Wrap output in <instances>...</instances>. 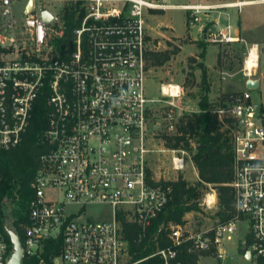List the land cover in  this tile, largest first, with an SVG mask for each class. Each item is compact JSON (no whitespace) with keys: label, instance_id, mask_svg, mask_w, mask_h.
<instances>
[{"label":"built area","instance_id":"2783aa9c","mask_svg":"<svg viewBox=\"0 0 264 264\" xmlns=\"http://www.w3.org/2000/svg\"><path fill=\"white\" fill-rule=\"evenodd\" d=\"M14 1L0 0V150L23 141L41 95L50 111L41 140L46 149L31 181L28 221L19 223L22 236L14 217L0 214V264H9L14 250L9 229L19 235L23 259L36 256L39 264H131L121 216L144 236L174 193L173 179L166 171L157 172L150 159L156 149L149 121L161 98H150L146 91V15L169 8L198 12L203 7L169 0H50L51 10L33 0L29 12L27 2L25 16L18 17L11 10ZM56 2H61L59 10ZM77 2L85 14L69 36L64 12ZM44 9L54 15L52 22L43 21ZM206 39L239 41L229 27L208 29ZM255 46L257 65L249 68ZM259 60L260 47L254 43L244 59L246 80L255 78ZM161 91L175 105L172 99L181 97L184 88L171 82L162 84ZM210 110L231 129L234 214L218 223L212 236L188 234L184 225L169 224V244L150 256H159L161 264H180L177 258L185 241L193 240V248L209 252L244 221L251 240L243 249L251 251L250 259L256 257L255 264H264V105L254 102L247 88L222 94ZM172 151L173 171H182L187 158L193 161L183 148ZM213 193L217 198L215 190L206 194L207 206L216 205V198L213 203L208 200ZM89 204L110 205L112 217L84 216ZM73 205L78 208L71 209ZM50 239H60L62 246L47 261L43 253ZM225 255L220 251L217 257Z\"/></svg>","mask_w":264,"mask_h":264},{"label":"rangeland","instance_id":"374dc122","mask_svg":"<svg viewBox=\"0 0 264 264\" xmlns=\"http://www.w3.org/2000/svg\"><path fill=\"white\" fill-rule=\"evenodd\" d=\"M216 0H169L170 3H195V2H212ZM36 5L44 3L48 8L53 10V1L35 0ZM26 0H15L11 5V10L18 17L25 16L24 6ZM55 5L59 10L61 2ZM223 8L212 10L195 11L183 8H169L167 10H156L146 15L147 31L149 33L148 42V60H147V76L145 80L146 91L150 98H161L154 106V110L150 116L149 126L154 128V147L156 152L151 156L153 168L159 171H166L168 176L177 181L179 178L187 180L191 184H195L200 180L199 170L194 162L187 158V163L182 171H173L169 168L173 149L166 143V136L176 133V125L182 115L191 113L199 109L198 102L201 93V75L202 67L205 65V55L200 44L203 42V30L208 23L218 16L219 11ZM236 14L231 16L230 22L239 26L243 32L244 42H236L235 44L221 45L220 60L216 63L215 68H208V76L213 87L210 88L209 98L213 100L216 92L223 91H244L247 90L246 78L243 75L244 59L246 57L248 47L253 43L260 46L259 66L254 71L255 78H262L258 88L250 89L254 102L264 105V3L252 2L235 8ZM156 14V15H155ZM228 21L222 20L221 27L226 26ZM167 26H166V25ZM218 30H221L220 27ZM205 50V49H204ZM167 53L169 58L156 63L153 53ZM207 62H214L217 56V46L209 44L207 47ZM224 72V73H223ZM180 83L183 85L184 92L181 97L172 99L175 105H170L161 91V85L167 83ZM217 95V94H216ZM169 113H173V117H169ZM174 124L172 128L171 125ZM215 190L217 194L216 205L207 206L205 204L206 194ZM198 196L193 198L197 201L199 208L185 213L183 221L179 224L184 225V229L188 234L205 233L211 236L212 229L220 223L221 217L219 211L223 209L219 197V189L212 183H204L199 188ZM14 203H6L0 208L5 217L13 216ZM77 209L76 205L70 207ZM84 216L91 217L96 220L110 219L112 217V207L108 204H89L85 207ZM169 224L165 223L162 229L168 232L166 228ZM141 230V229H140ZM148 229L144 232L147 233ZM142 233V230H141ZM145 233V234H146ZM140 236V235H139ZM141 236L140 238H143ZM251 240L248 224L244 221L239 223V228L231 234V237L225 235L221 243L215 244L214 251L200 252L198 256L199 264H255L256 257L247 259L242 252L247 247L245 241ZM192 249L199 251L192 247ZM225 252V258L219 259L218 252Z\"/></svg>","mask_w":264,"mask_h":264},{"label":"trees","instance_id":"16d2710c","mask_svg":"<svg viewBox=\"0 0 264 264\" xmlns=\"http://www.w3.org/2000/svg\"><path fill=\"white\" fill-rule=\"evenodd\" d=\"M79 2L66 6L64 20L67 35L71 36L72 28L79 24L84 16L83 9L79 12ZM201 45V44H200ZM156 63L169 58L165 53H153ZM204 56V52L201 56ZM201 93L197 111L182 115L176 125V133L166 136V143L172 148H183L189 152L195 166L199 170L200 180L191 184L183 178L173 181V198L164 211L152 222L147 233L140 238L141 230L133 222H128L123 216L124 236L128 241L131 264H161L159 256H150L158 247L167 246V232L160 228L163 222L180 223L185 213L199 208L193 198L198 196L199 188L204 183H212L219 189V197L223 209L219 211L221 222L227 221L234 214V192L230 185L233 179L234 150L230 126H224L218 117L210 110V82L206 67H202ZM50 108L46 97L41 95L34 106L31 123L23 141L10 150H0V206L14 203L13 217L18 233L22 234L20 222L28 221L29 201L33 190L31 181L37 169L39 157L45 151L42 135L48 123ZM231 125V120H229ZM0 214L3 211L0 208ZM213 235V232L210 234ZM22 236V235H21ZM60 239H50L46 242L44 257L60 252ZM193 240L185 241L180 249L177 260L180 264H197L200 251L192 249ZM211 251H214V247ZM210 252V251H209ZM150 256V257H149ZM23 264H39L36 256H25Z\"/></svg>","mask_w":264,"mask_h":264},{"label":"crops","instance_id":"0c3cea01","mask_svg":"<svg viewBox=\"0 0 264 264\" xmlns=\"http://www.w3.org/2000/svg\"><path fill=\"white\" fill-rule=\"evenodd\" d=\"M29 0H26V3ZM242 2L239 6L236 5L237 2ZM252 0H216V1H212V2H195V3H174V4H179V5H185V6H199V7H203L201 10H212V9H218V8H223L224 10L219 11V14L217 17H215L212 21H208V23L206 24L204 30H203V34H204V40L203 42L207 41L206 39V31L208 29H211L213 31H219L218 28L220 27L221 30H226L229 27V33L231 36L233 37H239V41H229V42H209L207 44L202 43L200 46L203 49L204 52V59H205V65L207 66V73H208V68H215L216 63H218V61L220 60V46L221 45H229V44H235L236 42H240L243 41L244 42V37H243V32L240 28V19L238 20L239 26L235 25L234 23H232V21L230 22L231 16L233 14H236L237 11H235V8H239L242 5H246L248 3H252L250 2ZM231 4V5H230ZM235 4V5H234ZM205 7H212L211 9H204ZM185 9V8H183ZM156 15V14H155ZM228 21L226 26H222L221 27V21ZM166 25V24H165ZM167 26V25H166ZM214 44L217 46V56L214 62L208 63L207 62V47L209 44ZM254 44V43H253ZM259 45V44H258ZM251 46V45H250ZM249 46V47H250ZM260 47V46H259ZM205 49V50H204ZM224 73V72H223ZM210 76H208L209 82H210V88L213 87L212 82L210 81ZM259 79V81L261 82L262 78H257ZM228 92H232V91H226L225 87L223 88V91L219 92L217 91L215 94V98L214 100L210 97L209 100L211 102V107H214L217 103L218 100L220 99L221 95L224 93H228Z\"/></svg>","mask_w":264,"mask_h":264},{"label":"water","instance_id":"95a60500","mask_svg":"<svg viewBox=\"0 0 264 264\" xmlns=\"http://www.w3.org/2000/svg\"><path fill=\"white\" fill-rule=\"evenodd\" d=\"M32 4H33V0H29L28 5H27V9H26V13L29 12ZM42 18H43L44 22L49 23V22H52L54 20V15L50 11H48L47 9H44L42 11ZM259 85H260V81L257 78H247V80H246V86L249 89L258 88ZM9 233H10L11 240L13 243V248H14L13 253L10 257L9 264H23V251H22V245H21L19 235L12 229H9ZM242 252L245 253L246 258H248V259L251 258V251L250 250L245 251V249H242Z\"/></svg>","mask_w":264,"mask_h":264},{"label":"bare ground","instance_id":"6f19581e","mask_svg":"<svg viewBox=\"0 0 264 264\" xmlns=\"http://www.w3.org/2000/svg\"><path fill=\"white\" fill-rule=\"evenodd\" d=\"M231 5V4H230ZM235 5V4H234ZM190 8L194 7V6H188ZM256 57H257V47L255 46L253 49H252V53H251V56L248 58V63H247V66L250 68L252 67L253 65H257L256 63ZM253 70V69H252ZM165 88L167 89V85H165ZM215 194H210L208 196V200L210 203H213L215 201Z\"/></svg>","mask_w":264,"mask_h":264}]
</instances>
